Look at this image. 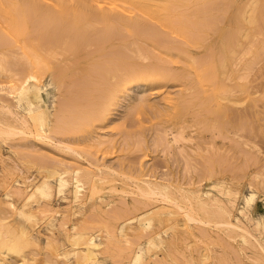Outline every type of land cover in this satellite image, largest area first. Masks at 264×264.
Returning <instances> with one entry per match:
<instances>
[{"label":"bare ground","instance_id":"6f19581e","mask_svg":"<svg viewBox=\"0 0 264 264\" xmlns=\"http://www.w3.org/2000/svg\"><path fill=\"white\" fill-rule=\"evenodd\" d=\"M247 5V8L240 14L243 21L238 25V32L226 34L224 31L225 34L222 33L217 42V51L212 52V47L208 46L207 48L212 51L208 52L209 54L204 53V55L206 54L205 57L202 58L201 56V59L196 60L189 56L186 47L197 46L196 43L204 38V35L208 36L203 34L204 31L216 28L215 21H218L219 17L222 18L221 15L218 14V17L216 13L212 12L213 0H0V47H4V51L8 50L7 52H9L7 56L8 53L5 54L3 50L0 52V78L6 79L4 82L0 79V161H2L1 165L4 170L2 183L5 185L0 197V264H106L105 259L107 257L111 259L112 263L117 264H264V197H259V189L264 188V156L259 157V153H262L261 146L259 147L258 142L250 139L253 136L246 138L234 130L230 133L237 138H234L236 140L234 142L231 139L234 136L225 129V132L231 136H229L231 142L237 143L236 146H240L242 149H244L243 146L246 147L243 150L244 162L259 164L246 181L248 182V190L241 193L238 189L230 187L229 184L212 181L209 176L211 168L213 172L214 170L206 161L204 171L208 174L207 179L202 178L204 181L201 179L202 182L194 184L195 182L191 181L192 178L186 183V186L179 183L176 185L171 182L172 180L165 179L167 181H163L164 177L159 179L160 177L153 173L154 171L148 173L149 175L143 172H139L137 175L136 172L133 175V173L125 174V169L122 168V171L119 172L120 166L115 170L110 165L100 163L98 161L100 158H97L98 156L94 158L95 155L88 149L103 145L102 143H105L106 140L99 138V135L79 134L83 127L92 122L106 120L110 110L115 105L117 107V103L121 102L120 100L128 98L132 88L135 90L138 87L155 88V91L161 95L160 100L163 105L160 106L162 108H159L158 105L154 110V114L161 117H171L175 122H182L186 114L193 113L192 108L196 105L204 112L200 113L196 110V113L191 115L193 118H214L216 108L218 105H222L227 112H230L231 118L239 117L238 127L240 130L246 127L250 129V123L247 122L248 126L247 123L245 125L243 122L248 115L247 111L240 108L239 112L233 116L234 111L230 106V104L236 105L237 103L242 106V101L237 97L235 91L243 90L245 86L242 85L244 83L242 85L236 83L235 85L230 80L229 82L226 81L230 76L228 67L233 63L232 59H240L239 51L244 54L252 53L250 47H247L249 43L245 45L246 49L241 48L244 45L242 43L244 40L240 37L251 38L249 40L251 44L254 36L252 31L248 30L249 26L246 27L243 22L248 23L247 25L252 24L253 28L250 30L253 29L255 33H261L262 36L264 34V26H260L261 18L264 20L262 5H257L256 0H248ZM225 9L228 8L225 7ZM186 10L188 11L186 12ZM220 21L219 19L218 22L220 23ZM233 30L235 31V27ZM28 33L35 35L38 42L41 38L43 41L46 39L49 47L53 45L60 52L71 51L77 52V54L83 47H86L85 45H93V50H96L94 52L97 53L104 48V43L109 40L121 39L122 37L127 38V40L121 41L119 45L115 44L114 47L110 45L111 49L105 52L107 57L103 62L95 60L97 63L91 64L92 66L88 63L91 69L86 66L90 70L89 75L92 74L93 76V73L96 75L94 76L96 77L94 82L97 84L96 91L93 90L94 88L86 90L85 87L88 92L80 93L79 90L77 92L79 97H76V92L74 94L70 91L72 95L67 93L71 96L62 98L63 100L61 99L59 106L56 107L55 104L58 105V103L54 101V95L49 87H52L54 91L55 87L58 86L59 88L60 83H58L59 85L56 84L57 86L54 85L50 72L48 73L50 77L46 82L41 80L45 66L40 56H37L33 50H28L29 47L28 49L25 48V41H27L26 45L30 41V39L25 40L31 36L25 37ZM204 39L208 41L207 38ZM258 40L255 43L259 42ZM262 42L264 43V40ZM230 45L232 47H234L233 45L238 46V50L239 47L241 50L238 51L235 47L231 48ZM39 46L37 49L42 50V47L44 48V46ZM227 46H230V49ZM258 47L264 49V44ZM108 48L110 47L108 46ZM197 48L194 49L197 50ZM56 49L43 53L47 54V58L53 57L55 53L59 52ZM106 50L108 49L106 48ZM71 52L70 54H72ZM256 52L255 54H257ZM87 53L90 54V52ZM130 53H133L138 61H130ZM243 56H241V61L247 55ZM147 59L150 61L145 62ZM182 59L186 62L187 72L193 74L191 81L193 85L184 88L179 87V90L173 94L165 87L169 81L181 79L183 74L170 68V64H176L177 61L183 63L179 61ZM240 60L239 62L242 63ZM247 60L244 62L245 64L250 61L248 58ZM72 62L75 64V61ZM71 64L66 65L71 66ZM245 64L244 67H241L246 68ZM232 66L237 68L238 65L234 63ZM215 71L220 72L221 78H223L222 74L229 75L225 79V85L224 83L219 84V80L215 78ZM54 74L52 76L55 78ZM88 74L87 77H90ZM245 75L247 77L246 72L245 74H237L236 77L243 81L246 79ZM184 81L186 82V80ZM237 81L240 80L237 79ZM73 82L75 81H72V84ZM247 82L249 83L246 80L245 84ZM75 83L77 84V82ZM103 84L104 86L100 87ZM186 84L188 85V82ZM236 86L237 88H235ZM247 86L249 87V85ZM64 88L67 87H64L63 84ZM89 91H95L97 94L90 97ZM239 92L241 93V91ZM199 93L203 95L200 96ZM74 97L85 100V102L76 104ZM220 100L224 103H221ZM250 101L252 105H254L253 102H256L253 99ZM131 104L133 103L126 105ZM239 104L236 107L233 106L237 108ZM49 108L52 109L51 118L47 114ZM227 116L229 115L227 114ZM219 117L218 114V119H220ZM225 118L226 123H228V117ZM205 119L203 118L202 125L212 127L214 122L212 126H209ZM197 121L201 122L202 119H197ZM155 127L159 128L156 125ZM218 127L220 126L218 125ZM218 127L215 126V128ZM214 130L211 131L214 132ZM152 132L154 133V130ZM117 133L119 132L117 131ZM55 134H58L60 138L63 134H77L79 139L72 144L67 142L69 139L65 138L64 140H67L65 142L62 140L63 138H55ZM161 134L163 135L162 132ZM216 134L213 136L217 137ZM137 135H135L136 140V137L142 139ZM163 136L165 137V135ZM182 136L181 132L177 131L169 138L170 142L176 141ZM73 137L72 140H74ZM90 137H93L91 138L93 146L91 144L89 147L90 143H87L86 140ZM224 139L226 140V138ZM109 143H111L110 140ZM36 145L41 146L44 150L53 149L60 155L54 157L51 155L50 163H41L43 158L42 160L40 158L45 154L41 153L39 148H26V146ZM85 145H88V150L85 149ZM3 146L6 147L9 154L17 157L16 160L23 164L21 166L26 168L36 166L35 170H37L39 177L35 179L34 176L22 175L19 173V171L22 172V168L16 166H11L12 169L6 167L8 164H4L2 158L4 156ZM119 146L118 143L116 147ZM188 147L186 146V148ZM180 152L182 151L180 150ZM71 157L79 158V161H81L80 158L85 159L86 164L79 162L69 164L67 160L69 161ZM244 165L245 168L242 167L246 169L247 166ZM240 166L237 168L238 170L241 169ZM243 168L242 170H244ZM128 172L130 173V171ZM234 173L236 174V172ZM237 173L242 177L240 172L237 171ZM12 175L14 177L8 181L7 179ZM54 198L61 199L65 202V206H55ZM238 199L241 201L240 205L237 203ZM257 204L262 208L261 211L256 210ZM85 210L90 212L89 216L86 215L88 217L84 215ZM12 214L20 219V223L15 224L12 219L10 220ZM38 223L41 225L43 223L47 231L42 242L33 232L34 226ZM55 232L62 234L63 243L59 241ZM180 241L184 242L186 250L190 247L193 250V245L197 247L200 242L202 246L200 245V249L194 248L196 251V253L193 252L194 255L191 251L187 254L185 250L187 255L183 256V258L185 257L184 260H180L178 257L181 252L176 247ZM213 244H219L224 249L227 247L228 250L231 248L230 251L234 252L235 258L232 257L233 254L232 256L226 254L224 249V253L213 254V250L210 248ZM159 249L160 251H158Z\"/></svg>","mask_w":264,"mask_h":264},{"label":"rangeland","instance_id":"374dc122","mask_svg":"<svg viewBox=\"0 0 264 264\" xmlns=\"http://www.w3.org/2000/svg\"><path fill=\"white\" fill-rule=\"evenodd\" d=\"M221 1V2H220ZM230 1V2H229ZM257 1V5L261 6L263 8V11H264V0H256ZM220 2V3H218ZM228 2V3H227ZM213 4H214V8L212 9V12L216 13V15L219 17V15H221L222 18H218V21L219 19L221 20L220 23L216 20L215 23L217 25V29L214 28V29H207L204 31L203 34H206L208 36H205L204 35V38H207L208 41L204 38L200 39L196 44L198 46H188L186 47V50H187V53L190 54L189 56H192V58L194 57V59L198 60L201 59V56L202 58L206 56V54H209L212 50V52H215L217 51L218 49V41L220 40L219 37H221V34L226 32V34H232L233 32L234 33H237V29H238V25L239 23H242V18L240 17V14L242 11H244L246 8H247V4H248V0H213ZM220 4V5H219ZM229 4V5H228ZM224 5V6H223ZM231 5V6H230ZM228 6V7H227ZM243 6V7H242ZM221 7V8H220ZM228 8V9H225ZM218 8V9H217ZM232 8V9H231ZM219 10V12H218ZM227 10V11H226ZM188 10H186L187 12ZM224 11V12H222ZM238 14H237V13ZM240 12V13H239ZM232 13V14H231ZM219 14V15H218ZM231 15V16H230ZM235 16V18H234ZM224 18V19H223ZM223 19V20H222ZM227 19V20H226ZM263 18H261V22H262ZM260 22V20H259ZM260 22V26L263 25L264 26V20L263 22L261 23ZM227 23V24H226ZM245 24L246 27H248V30L254 34V36L252 37L253 40H251V44H250V39L251 38H244V37H240L242 40H246V42L242 41V43L244 44L241 48L244 47V49H246V46L247 47H250V49L252 50V53H243L242 51H239L241 50V48L239 47V50H238V46L235 47V45H233L238 51H239V55H240V59H241V56L245 57V55H247L244 58H242V61L238 58L236 59H232L233 60V63H237V68L232 66V64H230V66L228 67V73H230L228 76H229V79L228 76H226V74H222L223 78H221V76L219 75V71H215V78L217 80H219V84L222 85V83H224V85L226 84V81L229 82V80L231 81V83H236L237 84H243L242 86L244 87L243 90H236L235 94L237 95V97L242 101V106L237 103L236 105L235 104H230L231 106V109L232 111H234V115H233V112L232 115L235 116L236 113L239 112V109L242 108L241 110H246L247 111V114L245 119L243 120V122H245V125L246 123H250V126L249 124L247 123V125L250 127V129L247 127L246 128H243L242 130H240V128L238 127L239 125V117H230V112H227L226 108L222 105H218V107L216 108V111H215V114L213 115V117H192L191 115H193V113L195 112L196 113V110L199 111L200 113L204 112L203 110L201 111V109H199V107L195 105V107L193 106L192 108V111L193 113H189V114H186L184 119L182 120V122H175L171 117H161L160 115L158 114H154L155 113V107H158L159 105V108H162L161 106L163 105L162 104V101L160 100L161 99V95L159 93H157L155 91V88H152V87H147L148 89H144V87H138V88H132V91L129 93V97L128 98H123V100H120L121 102L120 103H117V107L116 105L114 106V108H112L110 110V114H109V117L106 119V120H102V121H94V123L92 122L90 125L88 126H85L83 127L81 130H80V135H83L85 133L86 136H97L99 135V138L101 139H104V141L106 140L105 143H108V144H105V143H102L103 145H99L98 147L95 146V148H93V144H92V139L93 137H90L88 140H90V142L87 141V143H90L89 144V147L92 146L91 148L95 149H91V148H88L90 150V152H92L95 156H93L94 158L97 157V158H100L98 159V161L100 163H104V164H107V165H110L112 166L115 170L118 169V166L119 167V172L122 171L121 169L123 168L124 170V173L125 174H132L135 175L134 173H136V175L139 173V172H143L147 175H149L148 173H152V171H154L153 173L157 174L158 177H160L159 179H163V181L165 179L167 180H172L171 182L176 184V183H179L181 184L182 186H186V183L188 181H190L192 178V182H195L194 184H199L200 181L202 178H206L208 176V174H206V171H204V167H205V161L206 163H208V165H211L213 167V170L214 172L212 171V168L211 167H208V168H211V171H210V176L209 178H212L211 180L212 181H219V182H224V184H229L230 187L232 188H236L238 189L241 193H245L247 190H248V179H249V175H251V173L253 172V170L257 169V167L259 166V164L256 165L252 164L251 163H246L244 162V156H243V150L246 149V147L243 146L244 149H242L240 146H236L237 143H234L237 139L235 137V135L233 134H230L232 133V131H236V133L242 135L243 137H246V138H250L252 140H255L257 145L260 147V150L262 153H259V157H263L264 155V98L262 99V97H264V49H259L261 47H258L259 45L261 46L262 44H264L262 41L264 40L263 37H264V32L262 33L263 36L261 35V33L257 34L254 32L253 29L250 30V28H253L252 24H249L247 25L246 22H243ZM227 26V27H225ZM251 26V27H250ZM231 27V28H230ZM235 27V31L233 30V28ZM262 27V26H261ZM232 29V30H231ZM264 29V28H263ZM212 32H211V31ZM223 30V31H222ZM218 31V32H217ZM225 31V32H224ZM216 35H214V34ZM28 35H31V36H28ZM256 35V36H255ZM261 35V36H260ZM28 36V37H27ZM215 36V37H214ZM260 38H259V37ZM25 37H27L25 40L27 39H30V41L28 42L29 44L26 45L25 43H27V41H25L24 45H25V48L29 49L28 50H33L35 52V54L37 56H40V58L43 59V63H44V66H45V70H43L42 73L43 75H41V80L42 81H47L49 79V77L51 76L53 78V83L54 85L60 83V86L58 88L55 87L54 91L52 90V87H49V90L52 91V94L54 95V101L57 104H55L56 107L59 106V102L61 101V99H65L67 98V96H71L72 93L75 94V92L77 93L79 90H80V93L82 92H85L86 90H90L91 88H94L93 90H95L97 84H95V80H96V76L94 73H93V76L92 74H88L89 73V69H91L88 65L92 64L94 65V63H97L96 61H101L103 62L104 59H106L107 57V54H105L106 51H109L111 49V46L110 45H119L121 43V41H126L127 38L125 37H122L121 39H113V40H109L108 42L104 43V48L101 50V51H96V50H93L94 46L93 45H85L86 47H83L80 51H78V54L77 52H74L75 55H73L74 53L71 52V51H65V52H60V50L56 49L53 45L49 47V44H47V40L44 39L45 41H43V39L41 38L40 41L38 42V40L36 39V36L31 34V33H28ZM258 37V38H257ZM32 38V39H31ZM125 38V39H124ZM257 38V39H256ZM262 38V39H261ZM19 39H21V37H19ZM217 39V41H216ZM259 39V40H258ZM260 39H261V44H260ZM35 40V41H34ZM203 40V42H202ZM212 40V42H211ZM255 40V41H254ZM259 41L257 43H255L256 41ZM34 41V43H32ZM253 41V42H252ZM32 43V44H31ZM201 43V44H200ZM35 44V45H33ZM257 44V45H256ZM40 45V46H39ZM41 47V46H44V48L42 47V50L40 49V51H38L39 49H37V47ZM108 46L110 48H108ZM212 47L211 51L207 48V47ZM231 48H234L232 47V45H230ZM230 46H227L229 49H230ZM252 46V47H251ZM254 46V47H253ZM256 46V47H255ZM112 47V48H113ZM197 48L194 49V48ZM32 48V49H31ZM88 48V49H87ZM106 48L108 50H106ZM227 48V50H228ZM254 48V49H253ZM258 48V49H256ZM4 47H0V52L3 50L4 51ZM45 49V50H44ZM54 49L58 50L59 52L55 53V55L53 57H48L49 59H51L49 61V59L47 58V52H51V51H54ZM86 49V50H85ZM105 49V50H104ZM204 49H207L206 51ZM243 50V49H242ZM2 51V52H3ZM8 51V50H7ZM7 51H4L6 56L9 55V52ZM10 51V50H9ZM46 51V56L43 52ZM258 51V52H256ZM41 54H40V53ZM69 54H68V53ZM70 52L72 54H70ZM87 52H90V54L88 55ZM207 52V53H206ZM209 52V53H208ZM242 52V53H241ZM255 52L257 54H255ZM38 53V54H37ZM87 53V54H86ZM105 54L104 56L102 54ZM204 53H206L204 55ZM10 54H11V51H10ZM63 54V55H62ZM70 55V56H68ZM81 55V56H80ZM97 55H99V57H97ZM102 57H101V56ZM130 57H129V60L134 62V61H138L137 57L134 56L133 53H130ZM197 55V56H196ZM253 55V56H252ZM68 56V57H67ZM77 58H76V57ZM252 58H250V57ZM44 58H46L44 60ZM64 58V59H63ZM85 58V59H84ZM247 58L250 60L248 63H244V62H247ZM79 59V60H78ZM102 59V60H101ZM96 60V61H95ZM178 60V59H177ZM238 60V61H237ZM239 60L242 62L240 63ZM49 61V62H47ZM72 61H75L73 64ZM98 61V62H99ZM146 61H150V59H147L145 60ZM180 62L182 61L183 63H179L178 61L176 62V64H170V68H172L174 71L178 72V73H182L183 76L181 79L179 80H174V81H169V83H167L165 89L170 91L171 93L175 94L177 90H179V87L181 88H184L185 86H192L193 83L191 82L192 79H193V74L192 73H189L187 72V66H186V62L182 59V60H179ZM255 61V62H254ZM258 61V62H257ZM262 61V63H261ZM53 62V63H52ZM55 62V63H54ZM72 62V64H71ZM79 62V63H78ZM185 62V63H184ZM49 63V64H48ZM65 65H64V64ZM89 63V64H88ZM258 63V64H257ZM260 63V64H259ZM59 64V65H57ZM70 65L71 66H67V65ZM87 64V65H86ZM183 64V65H182ZM185 64V65H184ZM244 64L246 66V68H243L244 67ZM255 64V65H253ZM56 65V66H55ZM91 65V66H92ZM169 65V64H168ZM259 65V66H258ZM55 66V67H54ZM59 66V68H58ZM64 66V67H63ZM89 69H87V67ZM236 66V65H235ZM243 66V67H241ZM9 67V66H8ZM11 67V66H10ZM63 67V68H61ZM70 67V68H69ZM255 67V68H253ZM262 67V68H261ZM62 70H61V69ZM69 68V70H68ZM83 68V69H82ZM242 68V69H241ZM55 69V71H54ZM57 69H60V70H57ZM67 71H66V70ZM73 69V70H71ZM80 69V70H79ZM241 69V71H239ZM246 69V70H245ZM75 70V71H74ZM237 70V71H236ZM250 70V71H249ZM48 71V72H47ZM57 71V72H56ZM64 73H63V72ZM78 71V72H77ZM184 71V72H183ZM236 71V72H234ZM50 72V73H49ZM56 72V74H54ZM87 72V73H86ZM240 72V73H239ZM247 74V77L246 75L244 76L246 79H242L241 78H237L236 75L237 74H243V73ZM252 72V73H251ZM257 72V73H256ZM46 73V74H45ZM49 74H54L55 75V78L52 76V75H48ZM58 73H60L59 75H57ZM250 73V74H249ZM79 74V75H78ZM86 74V75H84ZM87 74L88 76L90 77H87ZM188 74V77H186V75ZM189 75H192V76H189ZM232 75V76H231ZM63 76V77H62ZM69 76V77H68ZM62 77V78H61ZM83 77V78H82ZM92 77V78H91ZM249 77V78H248ZM59 78V79H57ZM95 78V79H94ZM248 78V79H247ZM2 80V82L6 81V79L4 77H1L0 78ZM80 79V80H79ZM88 79V80H87ZM225 79H227L225 81ZM237 79H239L240 81H237ZM60 80V81H59ZM71 80V81H70ZM182 80V81H181ZM186 80V82H188V85L186 84V82L184 81ZM190 80V81H189ZM235 80V81H234ZM249 81V83L247 82L245 84V82ZM72 81H75L77 82V84L75 82H73L72 84ZM81 81H84L83 83ZM223 81V82H222ZM225 81V82H224ZM242 81V82H241ZM258 81V82H256ZM80 82V83H79ZM172 82V83H171ZM182 82H183V85H182ZM191 85H190V83ZM79 83V84H78ZM91 83H92V86H91ZM176 83V84H175ZM231 83H228V84H231ZM62 84V86H61ZM63 84H64V87H67L66 89L64 88L63 89ZM69 84H71L69 86ZM76 84V85H75ZM83 86H82V85ZM169 84V85H168ZM178 84V85H177ZM186 84V85H185ZM258 84V85H257ZM262 86H260V85ZM59 85V84H58ZM74 87H73V86ZM78 85V86H77ZM95 85V86H94ZM182 85V86H181ZM233 85V84H232ZM249 85V87L247 86ZM76 86V87H75ZM100 86V85H99ZM103 85H101L100 87H103ZM252 86V87H251ZM71 87V88H70ZM74 89H73V88ZM79 87V88H78ZM85 87H86V90H85ZM250 88L251 90H249L248 88ZM256 87V88H255ZM259 87V88H258ZM62 88V89H61ZM143 88V89H142ZM237 88V86L235 87ZM246 88V89H245ZM257 90H255V89ZM59 89L57 92L55 90ZM67 89H69V91H67ZM72 89V90H70ZM83 89V90H82ZM66 90V91H65ZM76 90V91H75ZM249 90V92H248ZM72 91V93L70 92ZM96 91V90H95ZM95 91H92L94 92L93 95H92V92L89 91L90 93H88L90 95V97L94 96L97 94V92ZM152 91V92H151ZM238 91V92H237ZM241 91V93L239 92ZM247 91V92H246ZM263 91V92H262ZM61 92V93H60ZM88 91H86L87 93ZM60 93V94H59ZM67 93H70V94H67ZM136 93V94H135ZM144 93V94H143ZM152 93V94H151ZM67 94V95H66ZM132 94V95H131ZM240 94V95H239ZM58 95V97L56 96ZM131 95V96H130ZM141 95V96H140ZM199 95H203L201 93H199ZM254 97H252V96ZM262 95V96H260ZM152 96V97H151ZM56 97V99H55ZM60 97V98H59ZM76 97H79L78 96V93H77V96ZM76 97H74V100L78 101L75 103L76 104H81L83 102H85V100H80V98L76 99ZM146 97V100H144V98ZM250 97V98H249ZM122 98V97H121ZM143 100H142V99ZM261 98V99H260ZM62 99V100H63ZM82 99V98H81ZM251 99H253V101L255 100L256 102H253L254 105H252V102L250 101ZM73 100V99H71ZM73 100V101H74ZM128 100V101H127ZM218 100V98H217ZM221 101V100H220ZM258 101V102H257ZM261 101V102H260ZM81 102V103H80ZM260 102V103H259ZM130 103H133L131 105H126V104H130ZM139 105H138V104ZM221 103H224V101H221ZM258 103V104H257ZM137 104V105H136ZM239 104V107L235 108L236 106H238ZM256 104V105H255ZM155 105V106H154ZM161 105V106H160ZM235 105V107L233 106ZM125 106H128V108ZM138 106V107H137ZM153 106V107H152ZM256 106V107H255ZM130 107V109H129ZM207 107H209L207 105ZM245 107V108H243ZM122 109V110H121ZM128 109V110H127ZM207 109V108H206ZM234 109V110H233ZM238 109V110H237ZM255 109V110H254ZM126 110V111H125ZM240 110V111H241ZM245 111V112H246ZM52 112V109L49 108L47 110V114H48V117L51 118V113ZM118 112V113H117ZM128 112V113H127ZM132 112V113H131ZM144 112V113H143ZM244 113V111H242ZM261 114H260V113ZM113 113V114H112ZM263 113V114H262ZM130 114V115H129ZM218 114H219V118L218 119ZM227 114L229 116H227ZM134 115V116H133ZM131 116V117H130ZM140 117V118H139ZM153 117V118H152ZM225 117H228L227 121H229L228 123H226V118ZM253 117V118H252ZM113 118V119H112ZM133 118V119H132ZM202 119V121H197V119ZM203 118L205 119V121H207V123L209 124V126L211 125L212 126V123H213V126L215 125L216 127H218V125L220 127L218 128H215V126L213 127H205L202 125V122H203ZM213 120H212V119ZM225 118V119H224ZM230 118V119H229ZM234 118V120H233ZM110 119V120H109ZM112 119V120H111ZM122 119V120H121ZM237 121H236V120ZM239 119V120H238ZM121 120V121H119ZM152 120V121H151ZM108 121V122H107ZM118 121V122H117ZM209 121V122H208ZM212 121V122H211ZM217 121H218V125H217ZM211 122V124H210ZM216 122V124H215ZM234 122V123H233ZM253 122V123H252ZM101 123V125H100ZM106 123V124H104ZM113 123V124H112ZM185 123V124H184ZM221 123V124H220ZM255 123V124H254ZM111 124V125H110ZM207 124V125H208ZM95 125V126H94ZM107 127H105V126ZM112 125H114V127H112ZM155 125L159 128H156ZM226 126V128H224V126ZM109 126V127H108ZM118 126V128H117ZM177 126V127H176ZM192 126V127H191ZM203 126V127H202ZM229 126V127H228ZM188 127V128H187ZM198 127V128H197ZM200 127V129H199ZM238 127V129H237ZM156 128V129H155ZM162 128V129H161ZM184 128V129H183ZM187 128V129H186ZM215 129L214 132L210 130ZM224 128V130H223ZM233 128V129H232ZM92 129V130H91ZM96 129V130H95ZM118 129V130H117ZM158 129V131H156ZM176 129V130H175ZM209 129V131H208ZM225 129H227L226 131L234 136L232 137L231 139L234 141V142H231L230 140V135L225 132ZM263 129V130H261ZM114 130V131H113ZM154 130V133L152 132ZM167 130V131H165ZM186 130V131H185ZM229 130V131H228ZM256 130V132H255ZM86 131V132H85ZM91 131V132H90ZM111 131V132H110ZM117 131L119 133H117ZM123 133H122V132ZM140 133H139V132ZM163 133V135H165L166 140H165V137L161 134V132ZM165 131V133H164ZM177 131H180L181 134L183 135L181 138L179 137L176 141H171L170 142V139L172 134L176 133ZM203 131V132H202ZM240 131V132H239ZM93 132V133H92ZM159 132V133H158ZM171 132V133H170ZM174 132V133H173ZM210 132V133H209ZM250 132V133H249ZM256 134H255V133ZM88 133V134H87ZM131 133H132V136H131ZM139 133V134H138ZM220 134V135H217V134ZM223 133V134H222ZM226 137H225V135ZM249 137H248V135ZM116 134V135H115ZM127 136H126V135ZM139 135V137H142L141 138H137L138 139H141V140H136L135 139V135ZM170 134V135H169ZM191 134V135H190ZM213 136V135H215ZM102 135V137H101ZM105 135V136H104ZM115 135V136H114ZM137 135V136H138ZM222 135H224V137L222 138ZM55 138H63L62 140L65 141L64 139H69V141H67L68 143H74L75 140L79 139V137L77 136V134L75 135H70V134H63L61 135L62 137L60 138L58 134H55ZM58 136V137H57ZM70 136V137H69ZM72 136H74V140H72ZM77 136V137H76ZM107 136V137H106ZM161 136V137H160ZM220 138H219V137ZM230 136V137H229ZM69 137V138H68ZM110 137V138H108ZM127 137V138H126ZM160 137V138H159ZM87 138V137H86ZM113 138V139H112ZM123 138V139H122ZM226 138V140L224 139ZM235 138V139H234ZM108 139V140H107ZM112 139V140H111ZM118 139V140H117ZM135 139V140H133ZM153 139V140H152ZM156 139V140H155ZM205 139V140H204ZM109 140L111 143H109ZM162 140V141H161ZM188 140V141H187ZM204 140V141H203ZM207 140V141H206ZM65 141V142H66ZM72 141V142H71ZM108 141V142H107ZM129 141V143H128ZM166 143H165V142ZM116 142V144H115ZM124 142V143H122ZM143 142L142 144H139V143ZM169 142V143H168ZM175 142V143H174ZM191 142V143H190ZM211 142V143H210ZM86 143V144H87ZM114 143V144H113ZM118 143H119V147H116V145L118 146ZM122 143V144H120ZM164 143V144H163ZM168 143V144H167ZM234 143V144H233ZM111 144V145H110ZM130 144V146H129ZM139 144V145H138ZM156 144V145H155ZM163 144V145H162ZM214 144V145H213ZM82 146V144H80ZM127 145V146H125ZM132 145V146H131ZM134 145V146H133ZM138 145V146H137ZM159 145V147H157ZM175 145V146H174ZM183 145V146H182ZM212 145V146H211ZM234 145V147H233ZM238 145V144H237ZM39 145H36V146H26V148H30V147H34L35 149L39 148L38 150H40L41 153L45 154L43 157L40 158V160H42L43 158V161L41 163H50L51 162V158L53 155L56 156V155H60L58 154L57 151L55 150H51V149H47V150H44V148H42L41 146ZM86 146V145H85ZM106 146V147H105ZM137 146V148H136ZM148 146V147H147ZM164 146V147H163ZM182 146V147H181ZM186 146L188 148H186ZM198 146V147H197ZM88 145L86 146L85 149H87ZM110 147V148H109ZM124 147V149H122ZM207 147V148H206ZM214 149H212V148ZM24 148V147H22ZM33 148V149H34ZM104 148V149H103ZM119 148V149H117ZM139 148V149H138ZM156 148V149H155ZM181 148V149H180ZM189 148H191L189 150ZM210 148V150H209ZM240 148V149H239ZM32 149V148H30ZM46 149V148H45ZM87 149V150H88ZM99 149V150H98ZM101 149V150H100ZM110 149V150H109ZM133 149V150H132ZM200 149V150H199ZM221 151H219V150ZM223 149V150H222ZM240 151H239V150ZM118 150V151H117ZM126 150V151H125ZM129 152H128V151ZM135 150V151H134ZM139 150V152H138ZM170 150V151H169ZM178 150V151H177ZM180 150L182 152H180ZM194 150V151H192ZM207 150V151H206ZM214 152H212V151ZM254 150V149H252ZM47 151V152H46ZM55 151V152H54ZM103 151V152H101ZM111 151V152H110ZM185 151V152H184ZM205 151V152H204ZM210 151V152H209ZM218 151V155L216 154V152ZM223 151V152H222ZM2 152H3V155L2 158L4 159L3 160V163L4 164H8L6 167L8 168H11L16 166L17 168H22V172L19 171V173H21L22 175H30V177L34 176L35 179H37L39 177V175L37 174V170H35V167L36 166H31V167H25V166H21L23 164H20V162L18 160H16V156L12 155V154H9L8 150L6 149L5 146L2 147ZM96 152V153H95ZM101 152V153H100ZM106 152V153H105ZM123 152V153H122ZM177 152V153H176ZM190 152V153H189ZM208 152V154H207ZM229 152V153H228ZM238 152V153H237ZM242 152V153H240ZM108 153V154H107ZM122 153V154H121ZM195 153V154H194ZM220 153V154H219ZM100 154V155H99ZM102 154V155H101ZM119 154V155H118ZM141 154V155H140ZM206 154V155H205ZM228 156H227V155ZM234 154V155H233ZM240 154V155H238ZM121 155V156H120ZM193 155V156H192ZM210 155V156H209ZM213 155V156H212ZM7 156V157H6ZM108 156V157H107ZM121 158H120V157ZM209 156V157H208ZM216 156H218L216 158ZM221 156V157H220ZM6 157V159H5ZM92 157V158H93ZM106 157V158H105ZM115 157V158H114ZM178 157V158H177ZM185 157V158H184ZM192 157V158H191ZM208 157V158H207ZM215 157V158H214ZM7 158L9 159L7 161ZM50 158V159H48ZM73 158V161L71 162ZM93 158V159H94ZM210 158H213V159H210ZM227 158V159H225ZM232 158V159H230ZM11 159V160H10ZM47 159V160H46ZM76 159H78L76 161ZM102 159V160H101ZM163 159V160H162ZM169 159V160H168ZM81 161H79V158H74V157H71L69 158V161L67 160V162L70 164H75V162H79L81 164H86V160L85 159H82L80 158ZM84 160V162H83ZM111 160V161H110ZM122 160V161H121ZM187 160V161H186ZM190 160V162H189ZM208 160H211L210 162H207ZM224 160V162H223ZM227 160V162H225ZM243 160V161H242ZM12 161V162H11ZM18 161V162H17ZM49 161V162H48ZM103 161V162H101ZM173 161V162H172ZM197 161V162H195ZM200 161V162H199ZM215 161V162H213ZM222 161V162H221ZM16 163V164H13V163ZM118 164H117V163ZM120 162V163H119ZM185 162V163H184ZM214 164H213V163ZM234 162V163H233ZM243 162V163H242ZM2 161H0V197H1V194L4 190V184L2 183V177L4 176V170L2 169V165H1ZM116 163V164H115ZM191 163V164H190ZM193 163V165H192ZM201 163V164H200ZM216 163V164H215ZM222 163V165H220ZM230 163V164H229ZM122 164V165H121ZM126 164V165H125ZM190 164V165H189ZM198 164V165H197ZM243 164V165H242ZM246 164V169L245 168V165ZM251 164V165H250ZM186 165V167H185ZM207 165V166H208ZM216 165H218V167H216ZM228 165V167H227ZM240 166V170H238L237 168H239ZM254 165V166H253ZM12 166V167H11ZM19 166V167H18ZM116 166V167H114ZM126 168H125V167ZM128 166V167H127ZM143 166V167H142ZM184 167V168H181V167ZM189 166V168H188ZM196 166V167H195ZM221 166V167H220ZM232 166V168H231ZM236 166V167H235ZM244 168H243V167ZM252 166V167H251ZM256 166V167H255ZM191 167V168H190ZM227 167V168H225ZM133 168V169H132ZM151 168V169H150ZM193 168V169H192ZM217 168V169H216ZM230 168V170H229ZM242 168L245 170H242ZM190 169V170H189ZM192 169V170H191ZM198 169V170H197ZM221 169V170H220ZM235 171H234V170ZM151 170V171H150ZM187 170H189L187 172ZM203 170V171H201ZM218 170V172H217ZM226 170H227V173H226ZM236 172V174L232 171ZM130 171V173L128 172ZM132 171V172H131ZM157 171V172H156ZM225 171V172H224ZM228 171H229V174H228ZM242 175V177L239 175V173ZM250 171V172H249ZM147 172V173H146ZM166 172V174H165ZM184 172V173H183ZM201 172V173H200ZM218 174H217V173ZM223 172V173H221ZM232 172V173H231ZM161 173V174H160ZM181 173V174H180ZM203 173V174H202ZM214 173V174H212ZM245 173V174H244ZM165 174V175H164ZM190 174V175H189ZM197 174V175H196ZM201 174V175H200ZM206 174V175H204ZM217 174V175H216ZM221 174V175H220ZM223 174V175H222ZM235 174V175H234ZM238 174V175H237ZM244 174V175H243ZM2 175V176H1ZM187 175V176H186ZM183 176V177H181ZM191 176V177H190ZM231 178H228L230 177ZM236 176V177H235ZM238 176V177H237ZM244 176V177H243ZM14 177V175L10 176L7 180H11L12 178ZM198 177V178H197ZM182 178V179H181ZM186 178V179H185ZM220 178V179H219ZM247 178V179H246ZM196 179V180H195ZM204 179H202L204 181ZM207 179V178H206ZM205 179V180H206ZM223 179V180H222ZM236 179V180H235ZM165 180V181H167ZM233 180V181H232ZM168 181V182H170ZM236 181V182H235ZM181 182V183H180ZM185 182V183H184ZM231 182V183H230ZM178 185V184H176ZM262 188L259 189V197H264V188L261 190ZM261 190V191H260ZM214 192V190H213ZM128 201L130 200L129 198L127 199ZM53 203L54 205L56 206H59V207H64L65 206V202H63L61 199H57V198H54L53 199ZM238 205L241 204V201L240 199H238L237 201ZM61 205V206H60ZM261 207L259 204L256 205V210L257 211H261ZM143 211L145 209H142ZM90 212L88 210H85L84 211V215H88L89 216ZM86 216V217H88ZM12 219V221L15 222V224H18L20 223V219L15 215V214H12L10 216V220ZM34 234L39 238V240L42 242L45 234L47 233L46 229L44 228L43 226V223L41 225V223H38L34 226V230H33ZM55 235L57 236V238L59 239V241L61 243H63V239H62V234L61 233H58V232H55ZM144 238V237H143ZM184 243V242H183ZM181 241L176 245L177 249L181 252H179L180 256L178 258H180V260H184L183 256L184 255H187L189 253L192 252V254L194 255V253H196L195 249L194 248H201V242L198 243L197 247L193 245V250H192V247L188 248V250H186V246L185 244H183ZM201 245V246H200ZM210 245V244H209ZM185 246V247H184ZM185 248V249H184ZM199 248V249H200ZM210 248L213 250H211L213 252V254H218L217 252H220L221 253H224V251L226 252V254L232 256L235 258L236 255H234V252L230 251L231 248L228 250V248L226 247V249H224L223 247H221L219 244L218 245H211ZM222 248V249H221ZM224 249V251H223ZM187 251V254H186V251ZM228 250V251H226ZM41 251V250H40ZM160 251V249L158 250ZM183 251V252H182ZM191 251V252H189ZM42 252V251H41ZM194 252V253H193ZM230 253V254H229ZM182 257V258H181ZM213 259V258H212ZM105 263L106 264H117V263H112L111 262V259L109 257H107L105 259Z\"/></svg>","mask_w":264,"mask_h":264}]
</instances>
